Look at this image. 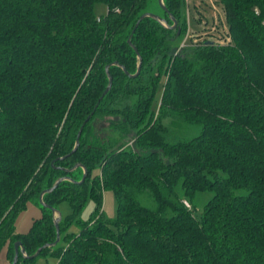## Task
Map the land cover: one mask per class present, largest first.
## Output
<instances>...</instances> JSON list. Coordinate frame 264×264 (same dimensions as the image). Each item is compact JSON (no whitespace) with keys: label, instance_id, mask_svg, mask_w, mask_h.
I'll use <instances>...</instances> for the list:
<instances>
[{"label":"trees","instance_id":"16d2710c","mask_svg":"<svg viewBox=\"0 0 264 264\" xmlns=\"http://www.w3.org/2000/svg\"><path fill=\"white\" fill-rule=\"evenodd\" d=\"M162 1L168 13L158 0L160 13L151 0H0V250L7 246L10 263L15 241L32 255L55 240L39 195L68 176L42 196L52 208L71 206L59 241L15 264H264V0H220L229 43L178 52L182 0ZM145 12L168 27L140 21L131 38L138 75L111 65V88L98 102L106 65L136 72L127 39ZM113 93L130 104L113 109ZM116 112L120 136L94 135L93 119ZM131 130L134 145L124 147ZM76 163L86 168L82 182L81 167L64 170ZM106 190L117 203L113 219L102 210ZM28 202L42 215L17 233Z\"/></svg>","mask_w":264,"mask_h":264},{"label":"rangeland","instance_id":"374dc122","mask_svg":"<svg viewBox=\"0 0 264 264\" xmlns=\"http://www.w3.org/2000/svg\"><path fill=\"white\" fill-rule=\"evenodd\" d=\"M156 0H151L149 4V8L153 9L154 12L160 13L157 6H155ZM181 22L183 27V32L181 34L180 42L176 52L179 49L187 46L193 45V41H211L217 45H225L230 41L229 26L226 21L225 12L223 9V5L220 0H182L181 2ZM106 11V8L102 5H98L96 8L97 14H103ZM155 14V13H154ZM264 21V19H263ZM264 23V22H263ZM166 27L168 25L166 24ZM225 35L227 38H225ZM196 45V44H195ZM159 57L155 59L157 63ZM154 62V64H155ZM165 81V76L161 78L160 85L158 87L154 103L156 102V109L159 108L160 103V93H161V84L163 85ZM112 108L115 110H120L125 107L126 104H130V101L125 98L123 95L118 96L117 93H113L111 97ZM116 113H103L100 116L93 119L91 122V128L94 132V135L99 138H111L113 136H120V130H118V126L115 125L122 121V116L117 115ZM129 128L130 125L128 124ZM134 130H131V134L123 135L122 139L119 140L120 143H123L124 147L127 145H134V137H132V133ZM125 134V133H124ZM210 194L206 193L205 198H208ZM204 198L201 201H198L197 210L201 208L202 202H204ZM94 209V203L92 200H88L86 205L80 212V217L83 220H88L90 218V214ZM58 210L60 211L62 217H65L72 213V209L70 204L67 201H62ZM102 210L104 211L106 217L114 218L117 213V203L114 197V194L111 190H106L103 193V201H102ZM31 212V211H30ZM28 217L29 215H27ZM30 219L28 220V222ZM68 231H77V227L71 225L68 227ZM49 263H56L55 258H48Z\"/></svg>","mask_w":264,"mask_h":264},{"label":"water","instance_id":"95a60500","mask_svg":"<svg viewBox=\"0 0 264 264\" xmlns=\"http://www.w3.org/2000/svg\"><path fill=\"white\" fill-rule=\"evenodd\" d=\"M158 3H159V5H160V7H161L165 12L168 13V10H167V8L165 7L163 1H162V0H158ZM168 15H169V18L171 19V21L173 22V24L170 25L169 28H175V27H176V20L174 19V17H173L172 15H170V14H168ZM145 17L153 18V19H155V20L161 22L164 26H166V20H165L164 18H161L159 15H156V14H154V13H152V12H145V13L141 14L140 17H139V18L137 19V21L135 22V25H134V27H133V29H132V31H131V33H130L128 39H127V43L133 48V50L137 53V55H138V50H137V48L135 47V45L131 42V38H132V35H133L135 29H136L137 26L139 25L140 21L143 20ZM208 43L211 44L212 42H211V41H208ZM138 59H139V63H138V65H137V70H136V72H135L134 74H130V73H128V71L125 69V67H124L123 65H120V64H119L118 62H116V61L113 62V63H111V64H109V65H106V67H105V72H106V75H107V78H108V84H107L106 88L104 89V91L102 92V94L100 95V97H99V99H98V102H99V100H100V99H101V98H102V97H103V96H104V95L110 90L111 85H112V76H111V74H110V72H109V67H110L111 65H117V66H119V67L123 70V72H124L126 75H128L129 77H135V76L138 75V73H139V71H140V56H139V55H138ZM98 102L95 104L94 109L97 107ZM94 109H93V111H94ZM93 111H92V113H93ZM92 113H91V114H92ZM91 114L88 115V116L86 117V119H85L84 122L82 123L80 129L78 130L77 135H76L75 145H74L73 149L71 150V153L74 152V151L76 150L77 146L79 145V137H80V134H81L82 128H83L84 124L86 123V121L90 118ZM69 154H70V153H69ZM66 156H68V154H66V155H64V156H61V157H59V158H60V159H64ZM51 164L53 165V162H52ZM77 167H81V168L83 169V175H82L81 180L79 181V182H82V181L84 180L85 176H86V168H85L84 166H82L81 164L76 163L72 168H70V169H64V170H65V171H72L73 169H75V168H77ZM69 179H70V178H69L68 176H62V177H59V178L54 182V184H53L51 187L42 190L41 193H40V195H39V203H40L43 207H45V208H49V209L52 210V213H53V223H54L55 231H56V238H55V240H54L53 242L45 243L44 245H42L41 247H39V248H38V249H37L32 255H27V254L25 253V249H24L22 243H21L19 240H18V241H15L14 244H13V248H14V256H13V259H12V261H11L10 264H15V263H16L19 254H22V255H23L24 257H26V258H35L36 256H38V254L41 252V250H42L43 248H46V247H53V246H55V245L57 244V242H58L59 239H60L59 221L61 220L62 215H61V213H60V211H59L58 209H56V208H52V207H50V205L46 204V203L43 201L42 196H43L44 193H47V192L52 191L55 187H57V185H58L61 181H63V180H69Z\"/></svg>","mask_w":264,"mask_h":264},{"label":"crops","instance_id":"0c3cea01","mask_svg":"<svg viewBox=\"0 0 264 264\" xmlns=\"http://www.w3.org/2000/svg\"><path fill=\"white\" fill-rule=\"evenodd\" d=\"M31 211V212H30ZM29 215L28 217H26ZM42 215L41 209L34 203L28 202L26 204V208L20 212L16 218L15 221V227H16V232L17 233H26L32 226L33 222L37 219H39ZM30 221L28 222V220ZM0 264H10L9 259H8V250L7 246H4L0 250Z\"/></svg>","mask_w":264,"mask_h":264},{"label":"built area","instance_id":"2783aa9c","mask_svg":"<svg viewBox=\"0 0 264 264\" xmlns=\"http://www.w3.org/2000/svg\"><path fill=\"white\" fill-rule=\"evenodd\" d=\"M263 22H264V21H263ZM225 38H227L226 35H225ZM205 41H206V40H205ZM207 41H209V40H207ZM201 42H203V41H193V45H195V44L197 45V44H199V43H201Z\"/></svg>","mask_w":264,"mask_h":264}]
</instances>
